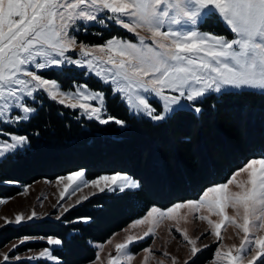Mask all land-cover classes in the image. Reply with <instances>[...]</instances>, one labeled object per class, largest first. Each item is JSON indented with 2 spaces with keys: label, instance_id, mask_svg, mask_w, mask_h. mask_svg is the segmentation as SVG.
I'll list each match as a JSON object with an SVG mask.
<instances>
[{
  "label": "snow or ice",
  "instance_id": "6c2138e0",
  "mask_svg": "<svg viewBox=\"0 0 264 264\" xmlns=\"http://www.w3.org/2000/svg\"><path fill=\"white\" fill-rule=\"evenodd\" d=\"M212 15L230 29L231 38L200 30ZM110 24L133 33L136 41L112 36L102 44H87L78 43L73 34V30L87 32L91 27L108 28ZM73 51L77 53L75 59L69 55ZM69 66L87 68L85 74L94 73L109 84L130 111L153 121H163L185 110L200 113L199 103L211 93L243 88L264 90V0H0V123L29 121L37 112L29 101H35L37 93L43 92L101 124L114 122L123 126L125 121L105 115L102 91H93L86 84L76 85L75 91H65L57 79L42 74L49 70L63 73ZM151 99L161 102V110ZM8 135V140H0V157L28 144L25 135ZM241 175L245 178L238 179ZM58 180H67L62 198L70 188L75 195L88 186L99 192L121 193L141 186L133 176L121 172L88 180L83 169ZM233 185L237 190L230 187ZM87 199L88 196L81 197ZM182 208L196 214L202 209L208 213L196 218L206 221L208 230L221 242L213 264H264V157L249 160L226 182L206 188L197 200L177 202L167 209L151 207L133 222H148V230L143 236L130 235L117 243V255L110 256L107 264H122L121 257L131 264L134 257L130 245L154 234L158 219H175ZM68 210L64 208V212ZM213 215L218 219L213 220ZM34 218H38L35 211L4 219L6 224H21ZM90 219L79 217L76 222L87 223ZM228 225L238 230L237 235L243 233L239 246L222 244V230ZM176 231L191 246L190 259L208 247H197L200 237L189 238L186 229ZM63 243L61 238H47L49 246ZM17 247L12 245L13 249ZM28 259L62 264L50 247ZM3 260H9L7 253ZM172 262L176 264L175 257Z\"/></svg>",
  "mask_w": 264,
  "mask_h": 264
},
{
  "label": "trees",
  "instance_id": "16d2710c",
  "mask_svg": "<svg viewBox=\"0 0 264 264\" xmlns=\"http://www.w3.org/2000/svg\"><path fill=\"white\" fill-rule=\"evenodd\" d=\"M211 21V22H210ZM212 20L201 27L211 30ZM214 26V25H213ZM224 32L228 31L218 22ZM99 32L100 34H94ZM125 34L114 24L91 27L78 33L79 42L101 43ZM72 67L61 73L49 70L64 88L87 82L105 90L107 115L126 123L101 124L78 115L76 110L41 97L29 121L7 129L28 137L21 150L0 159V198L18 194L22 187L39 179H54L83 169L87 179L102 174L127 173L140 181L138 190L104 191L70 208L60 219L44 218L0 227V248L23 236H54L64 240L52 250L62 264L92 261L96 250L89 242H103L152 206L168 207L197 198L211 185L226 181L253 158L264 157V92L251 90L209 94L199 103L202 111L185 110L171 118L153 122L129 113L109 87L85 78ZM90 217L87 223L76 222ZM45 241L18 247L42 248ZM214 247L199 252L189 264H204ZM4 264H56L45 259H20Z\"/></svg>",
  "mask_w": 264,
  "mask_h": 264
},
{
  "label": "rangeland",
  "instance_id": "374dc122",
  "mask_svg": "<svg viewBox=\"0 0 264 264\" xmlns=\"http://www.w3.org/2000/svg\"><path fill=\"white\" fill-rule=\"evenodd\" d=\"M210 19L212 20V23L210 25L211 30L204 29L200 25L201 31L211 32L217 35H224L228 38L232 37V33L230 32V29L216 15L210 16ZM218 22L221 23V25L228 31V33L220 29V27L218 26ZM117 27L120 28L123 32H125V34H116L113 36H120V37L127 38L129 40H132L134 42L136 41V37L134 36L133 33L128 32L122 27H119V26ZM78 33H86V32L83 30H73V34L76 35V37ZM104 41L101 43H92V44H102L104 43ZM77 42L79 43L78 38H77ZM69 55H72L74 59L77 58V53L74 51L70 52ZM69 67H72L74 70H77V71H82L83 72L82 75L85 78H87V80L88 79L90 80V77H91L97 80L98 82H100L101 87H109L111 89V86L109 84L103 83L98 77L95 76L94 73L85 74L88 72L87 68L80 69L76 66H69ZM47 72L48 71L42 72V74L45 75L47 78H49L47 76ZM85 84L88 85V87L91 90L102 91L105 94L104 92L105 90L94 88L93 86H90L87 82H74L73 87H68V88L63 87V89L65 91H68V90L75 91L76 85H85ZM241 90L264 92V90L249 89V88L227 89L224 92L241 91ZM211 94L219 95L217 93H211ZM112 95L119 96V94H114L113 92H112ZM43 96H46L47 98H49L45 93L39 92L36 95L35 101L30 100L29 103H31L36 108V103H40V99ZM120 100L124 103V101L121 98ZM151 103L157 108L158 111L161 110V107H162L161 102H159L157 99H151ZM124 105L127 107L125 103ZM69 109L76 110L78 112V115L84 116L85 118L90 119L88 118L87 115H85L79 109H72V108H69ZM128 111L129 113L134 114L136 116L145 117L151 120L145 115L135 114L129 109ZM105 115H107V112L105 113ZM153 122H159V121H153ZM15 125H18V124L0 123V130H2V134H0V140H8L10 138L8 134L14 133V132L9 131L7 127L15 126ZM14 134L19 135L17 133H14ZM1 158L3 157H0V159ZM69 174L70 173L62 175V176H58L54 179H45V178L39 179L37 181H34L31 184L23 186L21 191L14 196L0 198V200L6 201L5 203H0V227L6 225L4 218L14 219L15 215L19 213H23L25 216H28V215H31L32 211H35L38 214V218H34L32 220H40L44 218L57 219L56 217L62 216L61 213L63 214L65 213L64 208L67 207L70 209L76 206L77 204H79V203H76V201L81 200L82 196L90 197L93 195L92 193H95V194L99 193V191L95 189L94 187L88 186V187H82L80 191H77L75 195H72V189L70 188L68 192L62 198L61 192L64 191L63 185L67 183V180L59 181L58 178L67 177ZM111 174H114V173H111ZM232 174L230 175V177L232 176ZM243 178H245L244 175H241L240 177H238V179H243ZM88 180H92V179H88ZM224 182H221V183H224ZM230 187H232L233 190H237L235 189L234 185ZM199 197L194 198V199H189V200H197L199 199ZM82 201L84 200H81V202ZM185 201H188V200H185ZM179 202H182V201H179ZM175 203H173L172 205H174ZM70 205L72 207H69ZM168 207H164V208L158 207V208L167 209ZM148 210L144 213V215L133 219L122 229L112 234L107 240L103 242L90 241L89 244L92 247H94L96 250V256L92 261H89L84 264H107L110 256L117 255V250L115 248V245L117 243H123L126 237L130 235L134 237L143 236V233L148 230V228L150 227V224L148 222H145L140 225H134L133 222L145 216ZM228 213L229 215H232L233 210L229 208ZM198 215H208V213L202 209L199 214H196V213L190 212L188 208H182L179 210V213L175 219H169L168 217H164L163 219H158V225L154 226L155 227L154 234L148 237H145L130 245L129 251L134 257L133 260L131 261V264H160V262H163V264H173L172 257L176 258V264H184L185 260H188L190 263V261L195 258L194 257L190 259L191 257L190 247L191 246L188 245L187 241L183 239L181 232L176 231L177 228L181 230L186 229L189 238L200 237V239L197 241V247H202L203 245H207L208 246L207 248L214 247L212 257L207 262L204 263V264H213L216 249L217 247L221 246V242L217 241L215 236H213L211 232L208 230V224L206 221L196 218ZM211 218L213 220L218 219L214 215ZM149 219L151 220L152 218H149ZM237 232H238L237 229H235L231 225H228L226 227V230H222V237H223L222 244L228 245V246L232 244H236L237 246H239L240 239L242 238L243 233H240L239 235H237ZM25 237H27L28 239L24 240ZM48 237L43 238L40 236H23L20 238H15V239L10 240L8 243H6L3 247L0 248V264L17 261L15 257H20V259L30 260L28 259V257L34 254H38L45 247H50L52 249L54 247H58V246H49L47 244L46 246L42 248H37V249L27 248L26 250H20V251H18L17 249L21 245H24L28 242L45 241L47 243ZM51 237L57 238L54 236H51ZM22 240H24V242L20 243V241ZM13 244H17L18 247L13 249L12 248ZM98 246H101V247H98ZM207 248H203V250ZM145 249H150L151 251L145 252ZM222 250H226V249L222 248ZM5 253L9 255L8 261L3 260V254ZM97 253H99V258L97 257ZM121 260H122V264H126L123 257H121ZM30 261H34V260H30ZM51 262H54V261H51Z\"/></svg>",
  "mask_w": 264,
  "mask_h": 264
}]
</instances>
